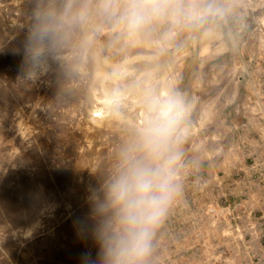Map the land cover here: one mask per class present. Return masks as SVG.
I'll list each match as a JSON object with an SVG mask.
<instances>
[{
    "label": "rangeland",
    "instance_id": "obj_1",
    "mask_svg": "<svg viewBox=\"0 0 264 264\" xmlns=\"http://www.w3.org/2000/svg\"><path fill=\"white\" fill-rule=\"evenodd\" d=\"M131 2L0 0V264L95 258L88 197L168 98L183 191L157 264H264V0H155L138 32ZM38 12L57 35L27 79Z\"/></svg>",
    "mask_w": 264,
    "mask_h": 264
},
{
    "label": "clouds",
    "instance_id": "obj_2",
    "mask_svg": "<svg viewBox=\"0 0 264 264\" xmlns=\"http://www.w3.org/2000/svg\"><path fill=\"white\" fill-rule=\"evenodd\" d=\"M163 10L155 0H132L123 23L138 32ZM57 28L55 14L37 13L23 48L25 78L43 72ZM154 111L139 143L121 152L88 197L91 223L82 227L90 230L97 252L95 258L82 254L81 264H157V236L183 191L174 174L175 157L168 151L182 112L174 98L159 101Z\"/></svg>",
    "mask_w": 264,
    "mask_h": 264
}]
</instances>
